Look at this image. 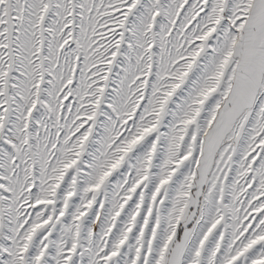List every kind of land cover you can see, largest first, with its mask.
Listing matches in <instances>:
<instances>
[{
	"label": "snow or ice",
	"instance_id": "6c2138e0",
	"mask_svg": "<svg viewBox=\"0 0 264 264\" xmlns=\"http://www.w3.org/2000/svg\"><path fill=\"white\" fill-rule=\"evenodd\" d=\"M0 264H264V0H0Z\"/></svg>",
	"mask_w": 264,
	"mask_h": 264
}]
</instances>
